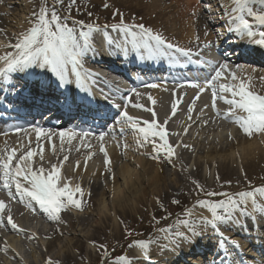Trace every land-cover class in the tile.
Returning a JSON list of instances; mask_svg holds the SVG:
<instances>
[{"label":"bare ground","instance_id":"obj_1","mask_svg":"<svg viewBox=\"0 0 264 264\" xmlns=\"http://www.w3.org/2000/svg\"><path fill=\"white\" fill-rule=\"evenodd\" d=\"M30 1L31 0H22L21 3L15 4H17L19 8H22L19 9L21 13L25 12L24 14L30 16L32 8L35 9L34 13L36 17H43L46 12L36 10V6L31 5ZM66 1H68V3H66L67 6L73 8L75 11L80 10V8L88 7L89 5L92 6V4L95 3V0ZM108 1L112 2L115 0ZM120 1L129 4V8L132 9L131 13L137 12L144 14L145 17L150 16V19L161 23L160 26H164L165 29L171 31L172 28L173 30L175 29V33L181 32L182 36L185 34L182 38L186 39L189 43L196 42V39H202L201 42L208 41L209 37L213 36L212 31L226 33L228 30H232L234 31L233 35L235 37L239 35L241 31L234 22V16L241 18L243 17L242 15H247L245 11L244 13L240 11V1L219 0L220 3L217 2L211 5L213 12L217 14V16L215 15L213 17L218 19L217 22L213 20L211 22L208 21L206 25L203 20L200 18L198 19L200 16L197 12L199 11L197 10L199 5H197L195 0H184L187 10H185L184 5L181 4V0H174V3L167 0V2H169L168 7L172 10L170 16L173 18L169 19L168 17L162 22V18H159L161 11L159 5L164 6L166 0ZM244 2L248 6L264 7V0H244ZM206 4L208 5L209 3L207 2ZM207 8H210V5L207 6ZM49 18L54 17L49 15ZM17 24L18 23H16V25ZM214 26L216 27L215 30L213 29ZM54 27L57 28V33H65L68 31V28L65 25H61L59 21ZM195 32H197V34H195ZM62 36L64 37L66 35ZM74 38L75 34L69 35L70 40H74ZM258 38L261 37L254 34L252 38H247L246 41L250 43ZM129 40L131 39L122 40V43L125 42L124 44H128ZM169 40L172 42L174 41L173 38H169ZM233 41L235 40L230 42ZM67 42H64L66 43L65 46H67L65 51L67 55L71 57L73 49H70ZM102 47L104 49L108 46L102 44ZM53 52L56 53L59 51ZM20 57L26 59L22 55H20ZM20 60V58L15 60L16 67H18ZM36 60L39 64L46 66L39 59ZM69 60L70 61L67 64L65 63V65L70 66L71 64H75L73 61H79V57L69 58ZM65 65H62V67L65 68ZM242 66L241 69L233 70L235 71L234 75L236 80H238V85L236 86H238L240 92L249 90L258 96H264V76L258 71L246 68L250 67V65ZM61 73L62 72L59 71L57 74ZM69 73L73 75L71 70H69ZM239 75H243V77ZM35 82H37V80H35ZM41 82L45 83L43 80ZM46 86H48V83H46ZM151 92L153 95L151 96L150 107L151 109L155 108L153 111L154 122H150L145 128L143 127L140 131L131 135L133 137L129 136L130 139L128 140L129 143L132 142L134 147L135 145L139 146H137L136 149L137 153L141 155L155 154L158 152L168 154L174 165L172 170L174 174L173 177L167 178V173L165 174L164 168L159 161L156 160L157 157L145 159L139 156L136 159L134 168H131L130 165L133 163V161L129 159L131 155H129L127 151H124L123 158L120 159L117 157L116 152L110 149L108 143L106 144V151L109 155V161L105 165H102V167L95 166L96 164L93 162L88 163L87 166L73 161L71 163L68 162V164L62 168L58 162L55 164L49 162L46 165L43 164L40 175L37 174L36 177H32L29 172L30 163L28 162L25 166L28 167V177L26 181H31V192L34 197L41 202L45 211H40L38 205L34 206V204V211H29L21 207H14L12 208L14 211L12 212L19 217V224L14 225V222L10 221V223H5V228L17 233H24L28 225V228L32 227V229H35L34 231L37 232L36 234L38 237L46 238V240L45 242H41L37 239L38 247H36L35 254L30 253L32 254L30 256V261L25 255H21L22 247L21 249L17 248L14 240L11 241V244L9 241L8 245H10V247L7 246V249L10 254L7 252L6 257L13 255V257L22 264H82L89 262L91 250L88 246H91L90 244L101 245L106 240L123 241L128 235V229L134 226V224H138L144 220L147 213L154 214L161 209L164 210V207L167 205L166 201L170 199L173 193L178 195L179 192L180 194H183L182 192H187V194L194 196L196 193L202 192L208 187L215 188L216 186L232 183L233 180L239 179L238 172L253 171L259 168L264 169V137L262 139L259 137L257 141V138H255V140L247 142V139H242V133L238 130H233L232 127L222 124L216 127L207 126L206 128L208 131L205 137L206 140L204 142L200 141L202 137L200 132L191 131V133H189V130L187 132L184 131L186 125L190 127L191 121H185L182 125L180 124L179 127L177 124L180 122L174 123L177 117H171L170 114L167 116V111L165 112L164 110L166 108L165 103H169L165 102V99H169L168 97L164 96L165 98L160 106L158 97L159 94L163 92V88L156 87ZM176 103V101L173 102L175 106L177 105ZM195 103L194 105L197 109L202 107L203 96H200ZM172 107L173 105L170 106V111ZM231 109L240 113L244 123H249V127L245 132L247 136H253L255 130H258V127L264 129V120H259L257 122L253 116H248L247 110L240 109L238 104H234ZM221 116L225 117L223 114H221ZM252 122L257 123L252 124ZM178 127L180 134L175 138L173 131ZM181 134H183V139L179 147L178 138L181 137ZM189 136L192 137V140H190L191 138ZM188 137L190 139H188ZM152 141H156V143L151 144ZM201 142L205 144L202 145L200 144ZM174 146L176 149L179 147L177 153L173 151ZM0 152H3L1 147ZM94 152L95 149H90L89 151L79 150L78 153H72L70 151L68 155L72 156L80 153L92 155ZM55 154L56 153H54V155ZM192 158V165L190 168H187ZM253 161H261V163L254 164ZM47 166L51 168L48 169L46 168ZM105 167L106 169L104 170ZM169 174H171V172ZM118 179L121 180V183L118 182ZM3 201V197L0 194V213H4L7 210L4 207ZM46 211L51 214L50 217L49 215L46 216ZM249 214V217L254 216L256 220L260 219L253 213V208L250 209ZM260 214L263 216L264 212H260ZM203 216H194V214L185 215L187 218H181L173 228L169 229V236H165V234L161 233L159 234L164 240L160 244L156 241L155 243L152 242L149 248H154V250L150 251L148 248L138 247L136 254L127 248L123 258L127 256V259L132 260L128 261V264H142L143 262L149 264L153 260H156L159 264H185L186 262H180L178 261L179 259L174 262L171 260H173V257L179 258L180 253H186L187 248L191 246L193 248L198 246L199 249L205 247L203 245H208L212 238L211 236L216 235V233L219 234L223 232L224 236H233L234 240L238 241L240 245H244L245 240L241 241L240 238H238V235H240L239 230L244 234H251L250 231L252 229L257 230L256 226L251 227L248 226V224L244 225L243 220H241V223L231 226L233 220L240 218L236 216V218L234 217V219L229 220L223 228L216 226V230L210 229L208 231L205 228V217ZM43 222H49L51 225L48 227H40V223ZM213 223L217 225L216 222ZM32 224L33 226H31ZM187 226L195 227L193 233L190 235V244L183 242V239H179L181 231ZM205 230L206 232L203 233ZM198 233L202 235L199 236ZM197 235L199 237H195ZM56 236L58 239H61V241L58 240V242L55 243L53 238ZM28 237L29 236L26 238L17 237V239L20 238L19 244L30 249L31 247H29V242L27 241ZM165 240L170 241L169 243H172L174 247L171 248L167 245ZM154 244L158 245V249ZM170 248L171 253L168 254L170 255L169 257L162 255L170 252ZM181 248L185 249L180 252L179 249ZM178 251L179 253L176 256ZM172 252H176L175 255ZM183 257L184 256H180V258ZM190 257L191 256L188 254L185 261L195 263L197 260L201 259V257L196 258L193 256L194 260ZM0 264L9 263L5 259H1Z\"/></svg>","mask_w":264,"mask_h":264},{"label":"rangeland","instance_id":"obj_2","mask_svg":"<svg viewBox=\"0 0 264 264\" xmlns=\"http://www.w3.org/2000/svg\"><path fill=\"white\" fill-rule=\"evenodd\" d=\"M164 1V0H163ZM172 1V2H171ZM174 0H170L171 3ZM22 0H0V45L3 43L7 47L14 46L15 41H19L21 38H24L26 35L25 31L29 28H38L41 27L42 29L48 31L47 36L49 39H53L50 41H54L55 39L58 40L60 37L57 35L56 31L53 29V27L59 23L61 25H65L69 27V29L73 30L71 32H74L76 34H79V26L81 25H88L90 24L92 31L95 29L97 31L98 27L102 31H107L108 27H110V24L113 23H119V24H135L142 28L151 29L153 31L158 32L161 36L168 38H173L175 42L181 43V44H188V41L186 39H183L182 33L178 32L175 33V29L173 30L171 28V31L169 29H165V27L160 26L161 23L155 22L152 19H150V16H144V14L141 13H131L132 9L129 8V4H127L124 1L115 0V1H108V0H95L91 5L88 7L80 8V10L75 11L73 8H69L66 3L68 1L66 0H31L30 4L36 6V10L45 11L46 13L43 15V17H36V14L34 13L35 9L31 8V14L30 16L27 14H24L25 12L21 13L22 9L21 7L15 3H21ZM182 2H184L182 0ZM169 2L167 0L164 3V6H160V17L162 18V22L169 17V19L173 18L170 16L172 14V10L168 7ZM131 6V5H130ZM174 6V5H173ZM159 9V8H158ZM74 11V12H73ZM259 14H263V12H258ZM49 15H52L54 18H49ZM26 16V17H25ZM149 17V18H147ZM141 18V19H139ZM178 18V17H177ZM260 23L264 25V20L260 19ZM25 21V22H24ZM16 23H18L16 25ZM78 27V28H77ZM179 29V28H178ZM45 36V35H44ZM78 36V35H77ZM96 37V36H95ZM47 38V39H48ZM48 39V40H49ZM69 39V37H68ZM194 127H192V131L194 132H200L202 134V137L200 138V141L206 140V132L199 130V122H196L193 124ZM179 131V130H177ZM264 130H261L260 132L255 133L253 136H247L246 133L242 134V139H247L248 141H253L258 138L262 139L264 137ZM179 135V133H177ZM191 138V139H190ZM188 139L192 140V137L190 136ZM183 139V138H182ZM187 139V142H188ZM202 139V140H201ZM205 144V143H200ZM179 143V147H180ZM190 146V144L188 143ZM176 153L178 152V149ZM131 155V159L133 163H131V168H134L137 155L135 153H129ZM162 155L159 157V162L161 166L164 168L165 174L167 178L173 177V161L170 159V157L166 154H158ZM134 156V158H132ZM152 157V155H149ZM50 157L48 160H44V162H34L33 167L36 173H39L43 169V164L46 165L49 162L55 164L59 163L62 168H64L68 162L71 163L72 159L67 161V158L65 157L63 161H61L60 158H54L53 156ZM129 157V156H128ZM145 158H148L145 156ZM67 161V162H66ZM80 162V160L78 161ZM127 162V160H126ZM193 162V158L191 162L188 163L187 168H190ZM255 164L261 163V161H253ZM46 168H51L50 166H47ZM163 171V172H164ZM171 172V174H169ZM82 174V173H81ZM239 179H235L230 184H223L220 186H216L215 188H207L206 190L202 192L196 193L194 196L187 194V192H182L183 194L176 195L175 193L172 194L170 199L166 201L167 205L164 207V210L161 209L157 213L151 214L147 213L144 220H142L138 224H134V226L130 227L128 229V235L126 236V239L123 241L118 240H106L101 245H95L90 244L91 246H88L90 248L91 253L89 254V262H85L82 264H121L120 261L122 260L125 251L130 250L132 252H137L136 249L140 247H145L151 250H154V248H149L152 245V242L155 243H162L163 238L160 237L161 234H165V236H169V229L173 228L175 224L182 218L185 219V215L191 214L194 216H203L206 218V230L209 231L207 227H209V223H207V219L211 216H215V218L218 219V221H223L226 218H232L233 214L236 213L237 209L245 210V206L242 208V203L239 200V196L241 193L245 192V190H252V189H262L264 188V169H256L253 171H247V172H241L239 173ZM106 180V178H105ZM118 182L121 183V180L118 179ZM249 188V189H246ZM176 192V191H175ZM232 199V202L226 204V201L228 199ZM238 200V201H237ZM7 215V214H6ZM236 215V214H235ZM209 220V219H208ZM51 224L49 222H43L40 223V227H48ZM33 226V224L31 225ZM28 227V225H27ZM2 225L0 223V229H2ZM195 227L187 226L185 227L180 235L179 239H183V242L189 243L190 242V235L193 233V229ZM167 229V230H166ZM35 229H32V227L28 228V233L25 236H28L27 241L29 242L30 249L25 248L20 242V238L12 237L11 235H5L4 237H0V260L5 259L9 264H22L19 260H17L13 255L6 257L5 252V246L9 244L10 240L15 241V246L17 248L22 247L21 249V255L24 256L30 261V256L33 253H36V247H38L37 239L41 242H45L46 238L38 237L37 232L34 231ZM175 230V229H172ZM203 231L204 232H206ZM201 235V233H198ZM185 235V236H183ZM9 236V239H8ZM53 240L58 242V240L61 241V239H58V237H54ZM166 241V240H165ZM167 245H169L172 248V243H169L170 241H166ZM35 247H34V246ZM157 249L158 245L154 244ZM170 248V252H171ZM34 249V250H33ZM38 249V248H37ZM25 250V251H24ZM24 251V253H23ZM162 254V255H168ZM96 257V258H95ZM127 257V256H126ZM124 257L127 262L132 261L131 259H127ZM119 258V259H118ZM146 264V263H142Z\"/></svg>","mask_w":264,"mask_h":264}]
</instances>
